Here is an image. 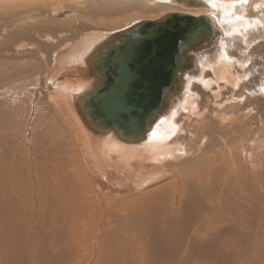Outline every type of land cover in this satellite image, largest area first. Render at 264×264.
<instances>
[{
  "label": "bare ground",
  "instance_id": "obj_1",
  "mask_svg": "<svg viewBox=\"0 0 264 264\" xmlns=\"http://www.w3.org/2000/svg\"><path fill=\"white\" fill-rule=\"evenodd\" d=\"M172 15L216 29L188 53L189 68L179 64L177 92L140 135L94 126L83 99L105 83L90 62L119 35ZM0 119L12 120L0 133L1 261L247 264L258 235V264L264 0H0ZM138 220L151 225L152 246L138 239L122 260Z\"/></svg>",
  "mask_w": 264,
  "mask_h": 264
},
{
  "label": "water",
  "instance_id": "obj_2",
  "mask_svg": "<svg viewBox=\"0 0 264 264\" xmlns=\"http://www.w3.org/2000/svg\"><path fill=\"white\" fill-rule=\"evenodd\" d=\"M215 33L206 17L172 15L119 35L90 62L92 76L105 85L83 99L88 119L94 126L118 125L131 137L142 134L179 89L180 75L190 67L188 53ZM158 92L161 96L155 97ZM123 122L127 128H121Z\"/></svg>",
  "mask_w": 264,
  "mask_h": 264
},
{
  "label": "rangeland",
  "instance_id": "obj_3",
  "mask_svg": "<svg viewBox=\"0 0 264 264\" xmlns=\"http://www.w3.org/2000/svg\"><path fill=\"white\" fill-rule=\"evenodd\" d=\"M191 2H187L186 4H184V6H187V7H190L191 6V8L193 9L194 8V6H193V4L194 3H191ZM197 3H195V5H196ZM198 5V4H197ZM195 8H199V5L197 6V7H195ZM199 10V9H198ZM26 106H27V108H29V104H28V102L26 103ZM8 112H9V110H7ZM15 122H13V125H16V126H18L19 125V115L16 113V116L15 117H13L12 118ZM11 119L10 120H8V119H0V133L1 134H4L5 132H7L8 131V129L10 128V126H11ZM24 130H26V132H28L29 131V127L26 125V124H24ZM8 133V132H7ZM6 133V134H7ZM22 135V136H21ZM20 136H21V138H23L24 137V132H22V133H20ZM13 139V138H12ZM58 152H60V151H58ZM57 152V153H58ZM23 153V151H20V155ZM58 155H60L59 157H58ZM7 156H10V155H6L5 156V158H7ZM62 156V154H57V157H55L54 158V164L56 165V167H57V169H55L54 171H56V172H54V174H55V177L56 178H59V177H61L60 175H62V174H65V171H64V168L63 167H65L64 165L66 164V158L65 157H61ZM10 158H15V157H11L10 156ZM58 158V159H57ZM57 160V161H56ZM64 160H65V162H64ZM62 161V162H61ZM61 162V163H60ZM60 163V165H62L63 167H61L60 165H58ZM63 163H65V164H63ZM27 166H28V163H27ZM61 168H60V167ZM25 167V166H24ZM39 168H40V165H35V168H34V174H39L40 173V170H39ZM12 171H14L15 173H16V175L17 176H21L22 177V175L20 174V172H19V170L18 169H15V170H12ZM11 171V172H12ZM57 174V175H56ZM53 176V175H52ZM54 177V176H53ZM54 177V178H55ZM6 180V182H8L10 179L9 178H6L5 179ZM59 193H60V195H61V197L64 199V201L66 202V203H69V201H70V199L71 198H69L68 196H66V195H64V190H63V187H60V189H59ZM64 197H67V199H65ZM68 200V201H67ZM178 205L179 204H177V206L176 207H178ZM146 210V209H145ZM88 215V212L86 211V210H84V217H86ZM151 227V225L149 224V223H143L142 222V220H138L137 221V224H136V227H135V229L134 230H132L131 231V234H132V236H133V238H132V241L129 243L130 245V248H129V252H128V256L126 257V258H123L122 260H125V259H127V258H129L130 257V255H131V253L133 252L132 250H136L135 249V246H136V240H138V239H140L142 242H143V244L146 246V248H147V246H149V245H151L152 246V243H150L149 242V238H148V233L150 232V230H149V228ZM262 239V236H258V235H256L255 237H254V243H253V245H252V249H251V251L250 252H248V255L250 254V253H252V255H251V259L249 260V262L247 263V264H252V258H253V255H254V253H255V251H256V247H257V243H259V241ZM9 241H10V238H9ZM22 242V241H21ZM5 244H4V242H2L1 243V246H0V264H11L12 262H13V256L12 257H10V260L9 259H7V261H1V259H4V254L2 253V250H4V248H5ZM261 246V245H260ZM263 246H264V244H263ZM11 251H12V248H10V246L8 247ZM151 250V249H150ZM252 250H254V251H252ZM13 252V251H12ZM262 255V254H264V249H263V251L261 252V253H259V255ZM260 255V256H261ZM259 256V262H258V264H264V255H262L261 257ZM261 258V259H260ZM262 261V263H261V261Z\"/></svg>",
  "mask_w": 264,
  "mask_h": 264
},
{
  "label": "snow or ice",
  "instance_id": "obj_4",
  "mask_svg": "<svg viewBox=\"0 0 264 264\" xmlns=\"http://www.w3.org/2000/svg\"><path fill=\"white\" fill-rule=\"evenodd\" d=\"M227 2H231L233 4H246L247 0H227ZM257 24L259 25V21H257ZM240 31L243 32L244 29H241Z\"/></svg>",
  "mask_w": 264,
  "mask_h": 264
}]
</instances>
